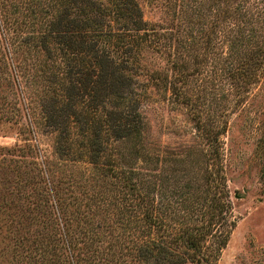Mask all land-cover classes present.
<instances>
[{
	"label": "trees",
	"instance_id": "16d2710c",
	"mask_svg": "<svg viewBox=\"0 0 264 264\" xmlns=\"http://www.w3.org/2000/svg\"><path fill=\"white\" fill-rule=\"evenodd\" d=\"M164 5L167 23L148 21L140 0H0V91L20 89L34 109L29 88L55 152L86 163L40 169V200L15 190L8 264H216L237 220L225 115L264 76V0ZM209 73L232 95L218 112ZM152 89L186 108L204 146L158 144L143 109ZM19 98L0 93V108L18 111ZM180 163L193 170L166 193Z\"/></svg>",
	"mask_w": 264,
	"mask_h": 264
},
{
	"label": "rangeland",
	"instance_id": "374dc122",
	"mask_svg": "<svg viewBox=\"0 0 264 264\" xmlns=\"http://www.w3.org/2000/svg\"><path fill=\"white\" fill-rule=\"evenodd\" d=\"M165 1L140 0L144 17L148 21L167 23ZM204 78V84L212 89V101L209 105L212 112H218L223 103L226 108L230 107L232 95L228 86L222 88L218 78L211 73ZM24 90L26 96L33 97L30 100H33L34 109L27 106L29 98L25 99L20 89L17 91L3 86L1 90L8 97L21 98L18 111H12L10 106L0 108V253L8 249V213L12 211L8 206L12 199H16L15 190L26 192L27 197L23 193L25 198L20 197L14 201L28 204L31 200H40L37 192L43 191L44 187L40 169L46 166L51 169L50 176L56 177L68 173V170L77 174L84 168L82 166H86L85 162L71 164L59 157L54 149L53 134L43 125L38 101L34 100L35 96L29 88L24 87ZM152 90L143 109L152 135L160 142L158 144H165L171 151L192 144L204 146L197 137L186 108L164 98L161 92ZM225 117L227 128L222 134V162L237 220L216 264H264V76L245 103L235 111L228 112ZM169 157L173 156L167 155L163 164L175 166L176 163L169 160ZM152 164L163 165L156 161ZM176 167L177 170L163 182L162 187L168 189L164 188L166 193L173 190L175 179H182L193 170L181 163ZM153 171L156 174L160 172L158 169ZM168 175V170H165L164 178ZM8 263L7 259H0V264Z\"/></svg>",
	"mask_w": 264,
	"mask_h": 264
}]
</instances>
